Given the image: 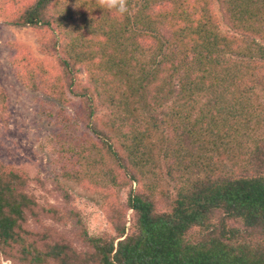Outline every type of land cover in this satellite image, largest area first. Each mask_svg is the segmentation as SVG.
Returning a JSON list of instances; mask_svg holds the SVG:
<instances>
[{"label":"trees","instance_id":"1","mask_svg":"<svg viewBox=\"0 0 264 264\" xmlns=\"http://www.w3.org/2000/svg\"><path fill=\"white\" fill-rule=\"evenodd\" d=\"M128 8L0 0V18L36 32L44 55L7 42L12 75L84 133L61 146L45 189L57 204L0 161V262L264 264V0ZM9 119L0 83L3 127ZM64 182L96 194L112 233L89 232Z\"/></svg>","mask_w":264,"mask_h":264},{"label":"rangeland","instance_id":"2","mask_svg":"<svg viewBox=\"0 0 264 264\" xmlns=\"http://www.w3.org/2000/svg\"><path fill=\"white\" fill-rule=\"evenodd\" d=\"M217 15L221 19L222 29H225L218 9ZM11 41L29 46L36 58L44 57L38 49L36 32L29 28L8 26L0 18V83L7 90L10 111L7 127L0 123V161L24 169L30 178L33 194L42 199L46 198L50 205H54L60 202L58 194L54 192L49 195L45 189L50 191L52 188L53 172L59 167L61 155H65L60 153L61 146L65 147L71 140L77 142L84 133L79 125H75L73 119L66 121L61 116L59 107L52 100L27 90L14 78L9 61L11 52L6 48V43ZM84 78L85 74L82 72L81 79ZM63 110L68 116L73 114L72 108ZM64 183L74 197V205L86 216L89 232L112 233L96 194L74 182ZM168 187L170 189L171 186ZM124 197L122 191L120 198ZM41 225L54 228L58 234L72 239L68 226L54 224L51 220L42 221ZM0 264L10 262L1 261Z\"/></svg>","mask_w":264,"mask_h":264},{"label":"clouds","instance_id":"3","mask_svg":"<svg viewBox=\"0 0 264 264\" xmlns=\"http://www.w3.org/2000/svg\"><path fill=\"white\" fill-rule=\"evenodd\" d=\"M100 9H105L120 17L128 13V0H96Z\"/></svg>","mask_w":264,"mask_h":264}]
</instances>
